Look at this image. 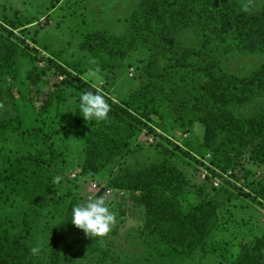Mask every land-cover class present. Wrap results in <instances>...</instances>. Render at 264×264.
<instances>
[{"label":"trees","instance_id":"1","mask_svg":"<svg viewBox=\"0 0 264 264\" xmlns=\"http://www.w3.org/2000/svg\"><path fill=\"white\" fill-rule=\"evenodd\" d=\"M5 22L0 21V82L16 75V59L28 56L25 41L12 29L11 23L16 25L14 18L5 17ZM129 22L126 37L97 30L80 43L102 69L113 68L138 50V63L144 65L146 74V81L121 104L103 95L110 111L106 120L90 119L82 173H100L118 154L129 150L132 140L142 132L162 137L155 130L160 124L158 109L162 99L156 94L160 88L163 93L178 89L185 94L179 103L175 102L176 107L187 112L179 116L178 126L183 131L195 123L204 127L205 145L218 170L233 176L232 171L242 168L247 175L251 171L245 167L248 153L257 167H264V109L246 117H237L233 111L264 99V64L246 76L224 67V60L232 53L264 55V6L251 10L237 0H142ZM186 29L196 33L197 46L179 45L178 36ZM141 52L143 59L139 60ZM36 53L61 76L69 77L79 90L99 92ZM163 58L169 65L159 69L157 62ZM36 125L41 127L37 121L24 130L17 117L0 119V205L26 202L32 212L21 218L17 233L13 231L15 226L0 222V264H70L75 258L65 237L73 225L71 213L56 226L43 224L47 248L35 247L39 239L36 224L40 223L30 219L35 220L55 199L42 178L44 167L38 164L39 156L46 151H2L3 145L17 135L37 137ZM109 186L142 195L146 215L141 235L152 254L186 260L203 250L220 264H264V235L233 246L215 239L222 225L221 203L211 198L191 203L187 198L189 182L176 165L164 163L136 172L123 170ZM238 190L245 197H254ZM104 194L102 191L99 196ZM33 248L38 252L34 254Z\"/></svg>","mask_w":264,"mask_h":264},{"label":"rangeland","instance_id":"2","mask_svg":"<svg viewBox=\"0 0 264 264\" xmlns=\"http://www.w3.org/2000/svg\"><path fill=\"white\" fill-rule=\"evenodd\" d=\"M141 1L0 0V21L5 22V17L14 18L16 25L11 23L12 29L25 41L24 50L28 55L16 59L15 76L5 77L0 82V119L17 117L24 130H29L37 121L41 124V127L36 125L37 137L26 133L17 135L1 150L23 148L25 154L46 151L39 156L38 164L44 167L42 178L55 199L35 220L30 219L40 223L36 224L39 239L35 247L47 248L43 224L56 226L65 221L75 204L105 191L103 197L115 212V223L104 236L92 237L70 226L65 236L75 253L70 264H220L203 250L186 260L162 258L149 252L141 235L146 215L142 195L114 190L109 184L123 170L136 172L172 163L189 182L187 198L191 203L202 198L221 203L222 225L215 239L233 246L264 235V167H257L248 153L245 167L251 171L247 175L242 168L232 171L233 176L218 170L211 150L205 145L204 127L195 123L188 131H183L178 126L179 116L187 112L176 107L175 102L179 103L185 94L176 88L163 93L160 88L156 91L162 99L158 109L160 124L155 130L162 137L142 132L132 140L129 150L118 154L100 173L83 174L90 123V119L85 120L78 112V96L83 91L48 62L41 61L36 53L88 82L107 99L121 104L132 90L146 81L144 65L138 63L139 51H132L113 68L102 69L88 51L81 49L80 43L97 30L117 38L126 37L132 13ZM237 1L251 10L264 6V0ZM178 41L181 47L199 44L191 29L183 30ZM140 59H143L142 52ZM263 64L264 55L238 52L224 60V67L239 76H246ZM168 65L164 58L157 62L159 69ZM260 109H264V99L233 111L237 117H246ZM56 177L61 179L56 181ZM238 189L254 197H245ZM31 213L26 202H14L0 207V222L17 227H13L16 232L21 228V218Z\"/></svg>","mask_w":264,"mask_h":264},{"label":"clouds","instance_id":"3","mask_svg":"<svg viewBox=\"0 0 264 264\" xmlns=\"http://www.w3.org/2000/svg\"><path fill=\"white\" fill-rule=\"evenodd\" d=\"M95 75V74H94ZM99 79V76H95ZM110 106L99 92L85 91L78 96V112L86 119L106 120ZM61 178L56 177L59 181ZM115 212L103 196L87 197L71 208L70 222L88 236H104L115 223ZM32 252H38L33 248Z\"/></svg>","mask_w":264,"mask_h":264},{"label":"built area","instance_id":"4","mask_svg":"<svg viewBox=\"0 0 264 264\" xmlns=\"http://www.w3.org/2000/svg\"><path fill=\"white\" fill-rule=\"evenodd\" d=\"M229 174H231V172H229Z\"/></svg>","mask_w":264,"mask_h":264}]
</instances>
